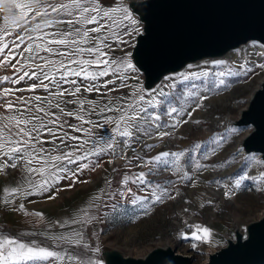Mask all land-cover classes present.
I'll return each instance as SVG.
<instances>
[{"label":"rangeland","instance_id":"rangeland-1","mask_svg":"<svg viewBox=\"0 0 264 264\" xmlns=\"http://www.w3.org/2000/svg\"><path fill=\"white\" fill-rule=\"evenodd\" d=\"M252 44L234 51L223 63L188 67L183 74L164 80L157 91L136 103L149 113H155L159 119L148 120L147 124L143 119L137 121V127L129 129L133 132L131 137L119 136L113 120L121 115L117 110L119 107H124L132 115L128 99L137 77L133 71L116 68L115 73L110 70L107 76L95 80L91 76L81 78L69 75L64 80H75L76 85L55 78L51 83L44 81L48 84L47 89L36 87L31 91L27 83H18V93L9 99L0 90V127L2 118L5 121L14 111L18 119L35 115L46 122L60 117L57 125L46 126L51 127L57 137L66 132L70 137L78 138L65 140L68 147H64L59 139L54 141L52 135L41 130L34 153L41 159H32L28 154L33 152L30 145L26 146L28 153H21L26 166H29L27 161L32 159L31 166L38 165V169H43L40 173L47 182L48 193L20 196L23 204L15 205L12 199L11 222L16 225L27 218L32 217L35 221L39 217L45 222L54 220L60 224L49 230L55 233L54 236L41 237L35 233L42 232L41 229L33 232L26 223L28 228L24 227L22 231L28 233L14 230L13 238L41 244L43 240H57L61 236L75 240L78 238L76 234H80V245H65V242L59 241L55 249L84 259L81 256L82 245L91 239L92 231L97 230L103 242L126 253L141 254L153 244L168 243L175 252L188 255L191 263H203L206 252L218 248L223 243V236L229 234L234 224L252 220L264 212V178H260L264 173V163L254 155L242 158L236 154V141L247 130L226 125L244 107L250 91L264 75V68L259 67L264 65V50ZM221 73L224 75L221 76ZM109 80L112 83L105 84ZM221 80L224 83H220ZM56 83L60 84L59 89ZM89 84L104 86L99 92L85 91ZM2 86L0 84V88ZM76 86L81 88L76 95H50L61 89L72 92ZM36 96L41 100H35ZM200 97L206 99L201 100ZM28 100L31 103L25 104L24 101ZM74 101L84 103L81 105ZM9 102L13 104L12 110L5 107ZM57 103L63 112L55 107ZM198 104L200 107H197ZM37 105L48 113H55V117L37 112ZM97 105H107L112 111L100 112ZM173 107L178 112L169 115ZM25 108L30 111H24ZM69 111L74 113L72 117L65 114ZM77 116L82 119H77ZM64 121L67 123L57 132V127ZM120 130H123V124ZM163 132L170 134L162 137L160 133ZM106 142L114 144L115 152L100 150ZM196 144L200 147L196 148ZM41 147L43 152L39 151ZM75 149H78L76 155L83 159L76 160L74 156V163L50 159ZM161 152H184V155L179 159L171 155L160 160L152 159ZM197 163L203 167L197 169ZM81 164L88 167L80 169ZM12 170L13 167L7 169L9 172ZM140 172L145 173L143 184L136 181ZM185 173L187 178L182 179ZM242 176L246 178L241 180ZM125 177L129 179L122 183ZM237 181H240L239 187L235 186ZM129 188L131 193L127 191ZM164 189L168 190V195L157 202L155 196ZM225 192L230 195L226 197ZM50 196L53 198L49 199ZM169 196L175 198L170 199ZM30 202L33 203L31 206L24 205ZM68 219L72 223L69 224ZM194 226L207 228L209 233H200L204 239H196L191 235L197 230ZM21 264H49V261H24ZM52 264L69 262L53 261Z\"/></svg>","mask_w":264,"mask_h":264},{"label":"water","instance_id":"water-1","mask_svg":"<svg viewBox=\"0 0 264 264\" xmlns=\"http://www.w3.org/2000/svg\"><path fill=\"white\" fill-rule=\"evenodd\" d=\"M137 21L140 33L114 53L126 55L137 74L128 103H140L159 89L165 77L174 78L188 67L225 61L256 43L264 50V0H113ZM127 24V21H125ZM226 125L247 130L236 142L242 158L256 156L264 163V75L249 93L244 107ZM82 245V257L93 264H193L188 255L168 243L153 244L141 254L126 253L103 242L97 230ZM84 245H87L85 247ZM195 264V263H194ZM201 264H264V212L234 224L223 243L206 252Z\"/></svg>","mask_w":264,"mask_h":264},{"label":"snow or ice","instance_id":"snow-or-ice-1","mask_svg":"<svg viewBox=\"0 0 264 264\" xmlns=\"http://www.w3.org/2000/svg\"><path fill=\"white\" fill-rule=\"evenodd\" d=\"M31 5L34 6L30 7L29 4H16L13 11L16 9H19L20 12V18L25 19L28 11H34L36 16L41 15H47L49 10L51 13L57 14V16L61 15H67L71 17V19H68L67 21L57 20V23H67L68 25L78 24L81 27H76L70 32H61L59 33L60 39H53L50 41H47V43L50 44H56V45H70L75 46L78 43H88V40L90 38V33H101L102 31H105L107 34L105 35H96L94 37H91L92 40H94V45L87 48H75L71 52H63L58 51V49H54L51 47H43V51L48 53H54L56 52L60 56H74L78 55L79 53H88L89 56H95L94 59H78V60H72L69 59V64H78V65H90V64H104V68L95 74H90L87 72V70L83 67L80 68V70H76L75 68H67L65 67V64L63 61L60 63V67L64 68V72L61 76V80H64L65 77L72 75V76H87L92 75V79L95 80L97 77H104L109 74V71L111 70L113 73H115L117 67H126L129 69H134V65L131 63L130 59L128 58V55H126L119 63L116 61H108L107 59L101 60L100 57H106L107 53L102 51V48L109 47L105 43L107 39L110 37H116L117 42L121 44L128 43L127 40L123 39L122 37L117 36L118 29L123 28L124 29V36L131 35L133 32L139 34L141 29L139 27H133L137 25V21L135 19L131 18L130 13L127 11L125 7H122L120 5H117L116 7L110 8V9H104L100 6V0H56L55 3L49 2L46 3V0H31ZM106 21V23H101V21ZM125 21H127V24H125ZM51 21H45V26H50ZM88 24H95L96 27L90 28V29H83L84 25ZM16 27L19 28L20 25L17 23ZM40 25H36L35 29H39ZM11 35V33L7 32L6 30L3 31V35H0V53H4L5 49H8V53L4 56L3 60H0V65H6L9 63V59L12 56L19 55L24 56L25 53L28 54L27 57H25V60H28L30 57L35 56L38 59H43L39 57L38 53L42 48V45L36 44L33 46L32 43H28V45L22 50V52L16 53L14 52V49L20 48V44L24 43V36L17 35L16 40L9 41V43H4V37ZM47 35V34H45ZM53 36L57 35V33H52ZM77 36L79 37V40L77 39H69L71 36ZM33 38L31 36H28V40L31 41ZM39 39V37H37ZM16 41H19L17 43ZM217 63H223V61H218ZM21 61L17 60L16 64H13L12 67L14 69H17V65H20ZM54 62H50L45 60L44 66H49L48 70H44V66L42 65H36L37 69H40L39 73L37 71H32L31 73L25 71L23 72V75H19L18 78H12L9 76L0 77V80L7 81L11 79V82L13 84L18 83L19 81H23L25 78H31V77H37L43 76V80H47L50 83L55 79L54 76L50 75V72L58 71L54 66ZM115 65V67H113ZM259 67L264 68V65H259ZM22 69V65L20 69H17V71H20ZM15 75V73H14ZM221 76L224 75V73L220 74ZM120 79H124L123 77H119ZM165 79H168V77H165ZM41 81L39 85L32 84L29 87V91L35 89L36 87H43L45 89L48 88V84H45ZM64 82H70L73 85H76L77 82L75 80L72 81H66ZM112 81H105V84H110ZM220 83H224L223 80L220 81ZM58 89L60 88V84L56 83L55 85ZM104 85H95V84H89L85 87V91H100V87H103ZM20 91H23V89H19ZM4 94H8L11 92V89H4ZM81 91V88L79 86H76L72 92H68L66 89H61L60 91L56 93H50V95L55 96H64V95H76ZM111 91V89H110ZM163 95V93H161ZM22 99V98H18ZM35 100L39 101L41 100V97L36 96L34 97ZM139 100H144L143 95L138 96ZM201 100L206 99V97H200ZM78 102L81 105H83L84 101H74ZM25 104H30L31 101H24ZM92 103V102H89ZM151 103V102H149ZM49 105L51 106V101H49ZM7 109L12 110L13 104L9 102L6 106ZM57 109H60V104L57 103L55 105ZM197 107H200L198 104ZM128 108L132 109V115H129L127 110L124 107H119L117 110L121 113L118 119L113 120V122L117 125V132L118 135L121 137H131L133 135V132L129 129L137 127V121L139 120H145V123L147 124L148 120H158L159 116H157L155 113H149L145 108L139 107L136 105V101H133V103L128 105ZM97 109L100 112L105 111H112L111 108L107 107V105L100 106L97 105ZM83 110V109H81ZM96 110V109H94ZM19 111V110H17ZM24 111H30L29 108H25ZM37 112H42L45 115H51L55 117V113H48L43 107L37 105L36 106ZM61 112H63V109H60ZM178 109L173 107L169 111V115L172 113H177ZM67 116L72 117L74 115L73 112H67L65 113ZM188 115L190 116L191 113L189 112ZM77 119H82V117L77 116ZM10 124L14 125L16 128V131L13 133L9 125H4L0 127V155L8 156L9 159L12 161L10 164L8 161H5L3 164H0V171H3L6 167H13L15 168L16 161L17 160H23L24 156L22 155H16L18 153H28V147L31 146L33 149L32 153H28L32 159H36L39 161L41 159L38 156H35V149L37 147V137L40 135L41 130L47 131L50 135H52L53 140L59 139L60 144L64 147H68V145L65 144V140H76L78 139L75 136L70 137L68 133H64L63 136L57 137L56 132H53V129L51 127H47V124L51 125H57L58 121L60 120V117H55L53 119H49L48 121H44L42 117L32 115L29 118H17L16 115L7 117ZM199 123V121H196ZM67 123L64 121L57 127V132L60 131V128L63 127V124ZM183 123H187V121H183ZM123 124V130H120V126ZM23 125V126H22ZM28 125H31L29 128ZM69 128H75L76 131H82V129L75 127L73 125H68ZM7 131V136L5 135V132ZM235 131V130H233ZM170 133L163 132L160 133V136H167ZM146 147H152V145H146ZM196 148H199L200 145L196 144ZM4 149H7V151H4ZM112 150L115 152V146L113 143H105V147L100 149L101 151L105 150ZM39 151L43 152V148L41 147ZM78 149L75 150H69L67 152H63L59 156H53L50 159L53 161L57 160H67L68 163H74L73 157L75 156L76 160L83 159L81 156H77L76 152ZM169 155L176 157L179 159L184 155V152H175V153H169V152H161L157 156L153 157L154 160H160L161 157H168ZM32 159H29L27 161L28 164L32 163ZM87 164H81L79 166L80 169L87 168ZM203 167L200 163L196 164V168L199 169ZM63 170V169H60ZM79 170V169H78ZM29 172H35V171H43V169H34V168H28ZM145 173L140 172L138 176L136 177V181L143 184L145 182L144 180ZM183 178H187V173L184 174ZM246 177L242 176V179H245ZM264 178V173H261V177ZM129 177H125L122 183H126ZM134 181V182H136ZM45 183H47L45 181ZM240 181L236 182V187H239ZM159 187V186H157ZM46 190V189H45ZM12 192L18 191V189H12ZM128 193H131V189L129 188ZM234 194V193H231ZM168 195V190L164 189L160 195L155 196V200L157 202H160L164 196ZM226 197L230 195L229 192H225L224 194ZM53 197H49L51 199ZM168 198L174 199L175 197L169 196ZM135 203V201H133ZM208 203H211V201H208ZM20 208L23 209V205H20ZM33 215L41 216V213H33ZM85 222H87V213H85ZM196 227V231L191 233V235L196 239H204V235L209 233V229L204 228L202 226H194ZM200 233L204 234L201 235ZM77 239L72 240L71 238H65L63 236L57 237L56 239L58 241H63L65 243H73L76 245H80L82 243V237H80V234H76ZM7 246V247H6ZM87 247V245H84ZM52 258V260H50ZM67 260L69 264H73V262L79 261V264H93L91 260L85 261L77 254L73 253H60L58 251L50 250L49 248L45 247H39L33 242L31 245L25 244L22 242H19L15 239L9 238V237H3L0 236V264H21V262L24 261H49V264H52L53 261H62Z\"/></svg>","mask_w":264,"mask_h":264},{"label":"crops","instance_id":"crops-1","mask_svg":"<svg viewBox=\"0 0 264 264\" xmlns=\"http://www.w3.org/2000/svg\"><path fill=\"white\" fill-rule=\"evenodd\" d=\"M49 2V0H46V3ZM51 2L55 3L56 0H51ZM66 2V0H64ZM16 4H29L30 7H33L31 5V0H0V35H3V31H7L11 33V35H8L4 37L3 42L4 43H9V41L16 40V36H24V43L20 44V48L14 49V52L19 53L22 52V50L28 45V43H32L33 46L36 44L42 45L41 50L39 51L38 55L39 57L43 59H38L35 56L30 57L28 60H25V57L28 56L27 53L24 54V56H19L15 55L10 57L9 63L6 65H0V77L4 76H9L12 78H18L19 75H23V72L27 71L31 73L32 71H37L39 73L40 69L36 68V65H42L44 66V61H50L54 62V66L58 71H53L50 72V75L54 76L55 78H61L64 68L60 67L61 61L65 64V67L67 68H75L76 70H80L81 67L85 68L88 73L90 74H95L96 72L102 70L104 68V64H90V65H78V64H69L68 60H78V59H94L95 56H89L88 53H79L78 55L74 56H60L56 52L54 53H48L43 51V47H51L54 49H58V51H63L65 53L73 51L75 48H87L91 47L94 45V40L91 39V37H94L96 35H105L107 34L105 31H102L101 33H90V38L88 40V43H78L75 46H70V45H56V44H50L47 43V41L53 40V39H60L61 37L59 36V33L61 32H70L76 27H81L78 24H73V25H68L67 23H57V20H62V21H67L68 19H71V17L67 15H61L57 16L55 13H51L50 10L47 15H41V16H36L34 11H28L27 16H26V21L25 19L20 18V12L19 9L12 10L14 9ZM100 6L104 9H110L113 7H116V4L113 2V0H100ZM45 21H51L50 26H45ZM19 24L20 27L17 28L16 24ZM101 23H106V21H101ZM40 25L39 29H35L36 25ZM97 25L95 24H88L84 25L83 29H90L93 27H96ZM117 31V36L122 37L123 39L127 40V36H124V29H118L115 30ZM52 33H57V35L53 36ZM47 34V35H45ZM28 36H31L33 39L31 41L28 40ZM39 37V39H37ZM69 39H77L79 40V37L73 35L69 37ZM19 43V41H16ZM109 47L102 48V51L107 53L106 57H100L101 60L107 59L108 61H113L114 59V53L116 51H119L122 49L126 44H121L117 42L116 37H110L105 41ZM8 53V49H5L4 53H0V60H3L4 56ZM20 60L21 64L17 65V69L21 68L20 71H17V69H14L12 67L13 64H16V61ZM49 66H44V70L47 71ZM15 73V75H14ZM91 76L92 75H87ZM83 78L84 76H79ZM86 77V76H85ZM65 77L64 79H66ZM43 80V76L37 77H31V78H25L23 81H19L18 83H24L27 86H30L32 84L39 85L41 81ZM47 81V80H43ZM16 83V84H18ZM0 84L5 85L0 88L1 92L4 94V89H11L12 91L9 92L8 94H5L6 98H12V96L16 95L18 93V88L16 84H13L10 80L3 81L0 80ZM15 115V111L12 112ZM3 122L1 123V127L4 125H9L11 130L13 131L15 126L11 125L8 119L4 121L2 118ZM7 131L5 132L6 135ZM7 136V135H6ZM4 151H7V149H4ZM16 155H22L21 153H18ZM5 161H8L10 164L12 161L9 159L8 156L0 155V164H3ZM25 157L23 160H17L16 161V167L13 168L11 172L7 171L8 167L4 168L3 171H0V236L3 237H9L12 239L14 236V230H19L22 231L24 227H29L30 230L33 232L36 231V229H41L42 232H35L37 235H40L41 237H49V236H54L55 233H51L49 230L54 229L53 227H57L60 223L56 221H50V222H45L46 220L41 219L39 217H36L35 221L33 220L32 217L27 218L25 220H22L18 222L16 225H14L11 222V206H12V199H14L15 205L17 204H23L22 199L20 200V196L23 195H28L30 196L31 194L34 195H42L43 193H48L47 191V183H45V178L44 175L42 176L40 171H35V172H29L28 168H34L38 169V165H30L26 166L25 165ZM33 162V160H32ZM12 189H18L16 192H12ZM46 189V190H45ZM17 197V198H16ZM20 201V202H18ZM46 201V200H45ZM42 203V201H40ZM39 202V203H40ZM33 203L30 202V204L25 203L24 205H32ZM35 205V202H34ZM43 222V223H41ZM67 222L70 224V219L67 220ZM26 223H28L26 225ZM65 224V223H61ZM72 225V224H71ZM46 226V227H45ZM44 227V228H42ZM52 227V228H51ZM28 228V227H27ZM55 231V230H53ZM25 233H28V231H22ZM32 232V233H33ZM46 235V236H45ZM21 242L20 240H17ZM46 243H44V242ZM41 244H36L39 247H45L49 248L50 250L58 251L56 246L58 245L59 241L54 240L52 238L43 240ZM25 244H29L27 242H22ZM67 243H65L66 245ZM69 244V243H68ZM7 247V246H6ZM52 259V258H51ZM73 264H79L78 261L73 262Z\"/></svg>","mask_w":264,"mask_h":264},{"label":"bare ground","instance_id":"bare-ground-1","mask_svg":"<svg viewBox=\"0 0 264 264\" xmlns=\"http://www.w3.org/2000/svg\"><path fill=\"white\" fill-rule=\"evenodd\" d=\"M253 44H254L258 49L262 50V48H261L258 44H256V43H253ZM253 44H252V45H253ZM260 50H259V51H260ZM261 52H262V51H261ZM235 57H236V56H235ZM232 59H233V58H232Z\"/></svg>","mask_w":264,"mask_h":264}]
</instances>
